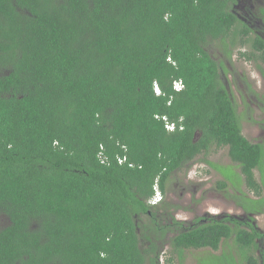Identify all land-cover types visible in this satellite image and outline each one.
Listing matches in <instances>:
<instances>
[{
    "label": "trees",
    "instance_id": "obj_1",
    "mask_svg": "<svg viewBox=\"0 0 264 264\" xmlns=\"http://www.w3.org/2000/svg\"><path fill=\"white\" fill-rule=\"evenodd\" d=\"M237 3L0 0V264H161L165 247L164 263L182 264L234 233L258 264L250 253L264 235L251 224L184 228L161 220L168 204H148L155 187L164 199L195 159L228 148L257 198L242 207L263 210L264 144L243 135L223 78L238 49L264 64ZM219 263L231 264L203 261Z\"/></svg>",
    "mask_w": 264,
    "mask_h": 264
},
{
    "label": "rangeland",
    "instance_id": "obj_2",
    "mask_svg": "<svg viewBox=\"0 0 264 264\" xmlns=\"http://www.w3.org/2000/svg\"><path fill=\"white\" fill-rule=\"evenodd\" d=\"M238 1L236 11L241 16L246 17L250 26H253L259 34L264 33V22L260 20V9L264 8V0ZM246 13L252 17V21L246 16ZM252 38H255V36L252 35ZM227 67L229 73L227 77L223 76V78L231 91V96L234 97L243 135L251 143L264 144V136H262V134L264 135L262 130L264 129L262 114L264 113V107L261 106L264 95L258 93L256 97L252 94L256 92L249 90V86L245 82L241 84L242 79H240L242 77L241 73H243L242 78L245 81L248 82L250 79L252 83H255L257 89L264 91V64L258 63L255 65L253 62L233 58V61ZM237 79L240 82L239 85ZM208 160V164L203 160L196 161L195 163H199L200 166L196 172L194 171L193 178L195 179L191 181L187 178L192 169L188 173L184 172L179 176L180 182L173 186L171 193L167 194L173 204L180 206L179 213H182L181 209H183L191 216L197 217L199 213H204L203 209L207 206L206 208L212 207L217 212H221L223 216L229 215L240 220L251 219L242 210L241 206L242 203L245 204L247 198H257L245 185L240 167L229 158L228 148L212 151L208 155ZM255 176L257 180H261L259 170H255ZM223 184H225L224 188H222ZM262 209L260 213H255L256 216L251 219V222L256 224L261 233H264V206ZM181 216H185V214L183 213ZM235 235L234 233L229 239L225 240L218 251H212L209 248L187 250L183 256L182 264H203V261L213 255L231 264H247L242 257V248L235 241ZM257 245L260 248L255 251V254L254 252L250 254H253L259 261L258 264H262L260 249L264 248V243L262 240H257ZM161 257V264H165L164 261L168 256L162 254ZM174 264H179L177 259L174 260Z\"/></svg>",
    "mask_w": 264,
    "mask_h": 264
},
{
    "label": "flooded vegetation",
    "instance_id": "obj_3",
    "mask_svg": "<svg viewBox=\"0 0 264 264\" xmlns=\"http://www.w3.org/2000/svg\"><path fill=\"white\" fill-rule=\"evenodd\" d=\"M239 16H241V15H239ZM246 16L252 21V19H251L252 17H251V16H249L247 13H246ZM243 19H244L246 22H249L248 19H247L246 17H243ZM248 24H249V23H248ZM251 27H252L253 30L255 29L253 26H251ZM252 35H254L255 37L258 35V36H260V37L264 40V33L259 34L256 30H254L253 33H252L250 36L252 37ZM239 50H240V49H238L237 51L234 52V54H233V58H239V59H241L242 61H245V62H246V60H244V59H242V58L240 57V55H239ZM242 51H244V49H242ZM223 57L226 58L225 55H223ZM232 61H233V59H232ZM228 64H230L229 61H227V65H228ZM241 74H242V77H243L244 74H243V73H241ZM242 77H240V79H242V80H241V84H242V82H245V83L249 86V90H253V91H255L256 93H252L253 95H255L256 97H257L258 93H262L261 95H264V91H263L262 89H257L256 85H254L255 83H252V82L250 81V79H249V81L247 82V81H245ZM226 81H227V83H228V80H227V79H226ZM237 84H238V85L240 84V82H239L238 79H237ZM229 92H231V91L229 90ZM259 103H260V102H259ZM261 106L264 107V101H262ZM261 106H260V108H261ZM262 114H263V118H264V113H262ZM263 125H264V119H263ZM262 130H263V133H264V129H262ZM262 136H264V135L262 134ZM262 144H263V143H262ZM199 160H203L204 162H206V160L209 161V160H208V157H205V156H200V157H198L197 159H195V161L191 163V166H190V168L188 169V171H189L190 169H192L191 172H190V174L188 175L189 177H187L188 180L193 181V180L195 179V178H193L194 171L196 172V171L198 170V167L200 166L199 163H195V162H196V161L198 162ZM206 163L208 164L209 162H206ZM256 170H258V169H256ZM188 171H187L186 173H188ZM260 174H261V173H260ZM261 178H262V176H261ZM260 181H261V180H260ZM178 182H180L179 179H177V180L173 183V185H177ZM200 182H202V181H200ZM168 188H169V186H168ZM168 188H167V190H168ZM171 192H172V190L169 189V192H168V193H171ZM254 197H255V195H254ZM255 198H256V197H255ZM163 204H168V206L165 207V208L163 209V208H162ZM172 205L175 206V204L172 203L171 198H169V197L166 195V196L164 197L163 202H162L160 205L157 206V207L162 208V210L159 211V215H164V218H162L161 220H163V219L168 220V219H169V216H170V220H172L173 217H174L176 221H178V222H182V223L184 224V228H188V227L193 226V225L196 223V220H197V219H199V224H200V225H201V224H210V223H212V222H214V221L221 222V221H223V220H227V219H229V218H230V219H237V220H240L239 218H233L232 216H229V215L223 216L221 212H220V213L217 212L216 210L212 209V207H210V208H206L207 206L203 209V212H204V213H201V214L199 213V214L197 215V217H193V216H191L190 214H188V213H187L185 210H183V209H181L182 213H179V212H180L179 208H178V209H173V206H172ZM168 207H170V212H168V211L165 212V209L168 208ZM241 208H242V210L246 213V215H249V216H250L251 219H253L254 216H256L255 213H250V214H248V213L244 210V208H243L242 206H241ZM183 213L185 214V216H181ZM257 214H258V213H257ZM257 216H258V215H257ZM179 217H181V218H179ZM251 219H248L249 221L246 220V219H244V220L241 219V221H244V222H247V223L251 224L256 232L261 233V232L259 231V229L257 228L256 224H253V223L251 222V221H252ZM257 222H258V221H257ZM245 227H246L247 229H249L248 226H245ZM261 234L264 235V233H261ZM170 236H172V235H168V238H169ZM258 240H261V239H258ZM262 241H263V239H262ZM256 243H257V240H256ZM263 243H264V241H263ZM206 249H207V248H206ZM168 250H169V247H165V249H164V251L162 252V254H165ZM211 250H212V249H211ZM212 251H213V250H212Z\"/></svg>",
    "mask_w": 264,
    "mask_h": 264
},
{
    "label": "built area",
    "instance_id": "obj_4",
    "mask_svg": "<svg viewBox=\"0 0 264 264\" xmlns=\"http://www.w3.org/2000/svg\"><path fill=\"white\" fill-rule=\"evenodd\" d=\"M174 88L177 91H180V90H182L184 88V84L182 83V81H177V82L174 83ZM156 93L160 94L159 88H156ZM166 127H167V129L169 131H174L175 130V125L174 124H167ZM120 162L122 163L123 160H121ZM124 162H125V159H124ZM162 198H163V196H162L161 191L158 189V187H155V194L152 197V199L150 200V203L152 205H157V204H159L162 201Z\"/></svg>",
    "mask_w": 264,
    "mask_h": 264
},
{
    "label": "clouds",
    "instance_id": "obj_5",
    "mask_svg": "<svg viewBox=\"0 0 264 264\" xmlns=\"http://www.w3.org/2000/svg\"><path fill=\"white\" fill-rule=\"evenodd\" d=\"M178 81H180V80H178ZM182 83H183V82H182ZM173 87H174V85H173ZM183 89H184V88H183ZM183 89H182V90H183ZM174 90L177 91L175 88H174ZM155 91H156V88H155ZM180 91H181V90H180ZM160 94H161V92H160ZM160 94H159V95H160ZM154 194H155V191H154ZM154 194H153V196H154ZM153 196H152V197H153ZM162 196H163V195H162ZM152 197H151V198L149 199V201H148V204L151 205V206H157V205H159V204L164 200V199L162 198V201H161L159 204H157V205H152V204L150 203V200L152 199ZM179 218H181V217H179Z\"/></svg>",
    "mask_w": 264,
    "mask_h": 264
}]
</instances>
